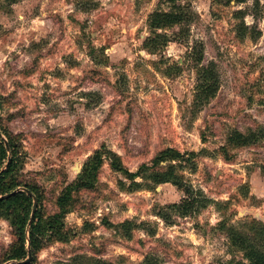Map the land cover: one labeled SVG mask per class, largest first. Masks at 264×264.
Masks as SVG:
<instances>
[{"label": "rangeland", "instance_id": "rangeland-1", "mask_svg": "<svg viewBox=\"0 0 264 264\" xmlns=\"http://www.w3.org/2000/svg\"><path fill=\"white\" fill-rule=\"evenodd\" d=\"M177 5L193 21L183 35L159 31L171 42L154 55L143 49L149 17L170 12L169 0H0V136L19 150L21 179L43 189L46 221L96 151L132 173L151 167L134 187L105 159L62 227L40 236L34 264H254L250 246L264 252V0ZM208 68L218 92L198 107ZM235 131L254 142L230 145ZM166 149L196 154L173 163L183 189L153 182ZM17 242L0 215V262L12 264Z\"/></svg>", "mask_w": 264, "mask_h": 264}, {"label": "trees", "instance_id": "trees-1", "mask_svg": "<svg viewBox=\"0 0 264 264\" xmlns=\"http://www.w3.org/2000/svg\"><path fill=\"white\" fill-rule=\"evenodd\" d=\"M173 4V8L170 12H154L150 15L148 21V28L150 32L149 38L143 43V49L154 55L163 52L164 49L171 42L169 36L159 31H166L175 26L180 27V35L186 33L183 29L184 26H189L193 21V13L188 7L177 5L176 0H169ZM230 4L235 1L237 3H244L245 0H224ZM196 64L200 65L202 62V52L196 51ZM218 75L213 70L204 69L199 71L198 83L196 86V93L194 97L195 104L198 107L200 105L207 104L212 98H214L218 92ZM200 104V105H198ZM196 107V106H195ZM2 136L3 133L0 132ZM0 136V215L7 216L12 224L16 228L18 235V242L16 247L11 252L12 254L7 257L4 261H12V264H34L35 257L40 249L41 240L40 236L44 235L50 227L51 229H57L56 225L62 227V219L68 212V206L73 198V194L80 192L82 189H91L95 186L100 168L105 161L109 159L112 163V167L115 171L122 173L128 180L132 181V186L139 187V183L136 182L138 178L145 179L147 171L150 170V166L143 165L138 172L132 173L123 167L120 157L111 151H105L100 149L87 161L82 169V173L79 174L76 180L72 181L64 190L62 196L58 199V206L60 213L54 216L51 222L46 221L43 215V201L44 191L38 185L34 183L25 182L21 179L22 171L21 166L19 167V150L16 148L11 140L6 142ZM253 138L243 136L241 133L235 131L232 137H229V143L236 148H243L253 143ZM195 153L182 154L175 149L164 150L157 158L152 162V167H160L162 163H168L163 173H154L152 175L153 182L156 185L172 183L178 186L179 189H183L180 185L179 177L177 176V167L173 163L191 162V159L195 157ZM106 157V158H105ZM2 169H4L2 171ZM181 180V179H180ZM29 191L31 194L27 193ZM188 195L187 199H184L183 203L178 208L183 209V212H188L193 208L194 200L193 192L184 189ZM10 195V196H9ZM5 196H9L4 198ZM34 199L37 200V209L34 212ZM175 207V206H174ZM33 214V215H32ZM11 217V218H10ZM30 223V224H29ZM28 232L26 233V227ZM257 237L264 239V225L258 223ZM248 238H241L239 243L247 244ZM243 248V246H242ZM245 250L248 248L244 247ZM254 248L252 253L256 256L254 264H264V253L261 249L250 246V249ZM29 250L32 255V263H24L29 256ZM260 250V251H259ZM260 252V253H259ZM4 264V262H0ZM102 264V263H98Z\"/></svg>", "mask_w": 264, "mask_h": 264}, {"label": "water", "instance_id": "water-1", "mask_svg": "<svg viewBox=\"0 0 264 264\" xmlns=\"http://www.w3.org/2000/svg\"><path fill=\"white\" fill-rule=\"evenodd\" d=\"M27 193L30 195L31 193L29 192V191H27ZM10 196V195H9ZM9 196H5L4 198H7V197H9ZM37 204H38V202H37V200L36 199H34V212L36 211V209H37ZM29 260H31V257H32V255H31V252H30V250H29ZM29 261H26V262H24V263H28Z\"/></svg>", "mask_w": 264, "mask_h": 264}]
</instances>
